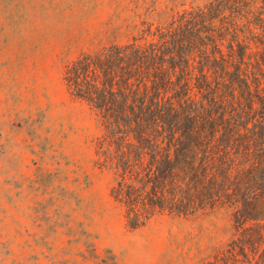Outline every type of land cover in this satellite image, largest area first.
I'll return each instance as SVG.
<instances>
[{
  "label": "trees",
  "instance_id": "1",
  "mask_svg": "<svg viewBox=\"0 0 264 264\" xmlns=\"http://www.w3.org/2000/svg\"><path fill=\"white\" fill-rule=\"evenodd\" d=\"M133 18L61 77L96 121L111 199L130 230L227 215L197 264H264V0H151Z\"/></svg>",
  "mask_w": 264,
  "mask_h": 264
},
{
  "label": "rangeland",
  "instance_id": "2",
  "mask_svg": "<svg viewBox=\"0 0 264 264\" xmlns=\"http://www.w3.org/2000/svg\"><path fill=\"white\" fill-rule=\"evenodd\" d=\"M136 1L0 0V264H197L228 240L223 214L128 229L96 121L62 83L79 54L136 34L151 0Z\"/></svg>",
  "mask_w": 264,
  "mask_h": 264
}]
</instances>
